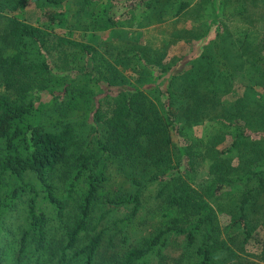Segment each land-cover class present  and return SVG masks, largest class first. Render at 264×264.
Instances as JSON below:
<instances>
[{
	"label": "trees",
	"instance_id": "1",
	"mask_svg": "<svg viewBox=\"0 0 264 264\" xmlns=\"http://www.w3.org/2000/svg\"><path fill=\"white\" fill-rule=\"evenodd\" d=\"M35 1L52 7L45 11L50 25L91 14L89 0ZM242 1L238 14L248 10ZM206 2L208 26L175 29L158 49H128L136 57L132 80L118 68L125 58L112 63L89 42L10 14L22 0H0V264H170L164 249L171 238L182 250L174 264H264V237L255 234L264 231V100L251 98L264 88V44L233 36L220 17L228 0ZM191 4L103 0L93 23L83 25L117 26L137 8L145 25L168 12L182 16ZM256 4L264 8V0ZM116 6L125 11L113 13ZM182 39L195 54L169 59V47ZM55 50L63 66L54 63ZM240 72L246 97L224 105ZM206 121L232 129L229 146L219 147V133L191 140L190 130ZM198 157L211 160L214 175L203 192L191 182ZM116 175L131 189L112 187ZM238 182L244 188L233 206L217 211ZM152 185L164 221L133 242L129 227ZM130 205L129 214L109 216ZM223 212L231 216L224 228Z\"/></svg>",
	"mask_w": 264,
	"mask_h": 264
},
{
	"label": "rangeland",
	"instance_id": "2",
	"mask_svg": "<svg viewBox=\"0 0 264 264\" xmlns=\"http://www.w3.org/2000/svg\"><path fill=\"white\" fill-rule=\"evenodd\" d=\"M103 0H89V14L82 13L79 17L69 16L70 22H64L63 24L50 25L45 11L52 9V7L40 8L35 0H22V5L18 9L11 12L10 14L18 16L21 20L29 22L35 26L41 27L45 30L60 35H65L71 39H76L79 42H89L97 47V49L104 54L112 63H115V58L120 55L121 58H125V61L119 62L118 68L124 72V75L130 79H135L137 76L132 70L134 65V52L130 49L132 45L136 48L142 49L143 47H151L158 49L164 45L165 42L169 41L172 33L175 29L185 28L189 30L198 29L201 27L208 26L212 21L210 14V7L208 2L205 0H189L191 6L182 16H176L172 12L164 14L163 21H153L150 24L140 25L141 15L143 14V8H137L135 18L130 20L128 15H122L120 23L117 26H111L109 28H97L90 29L84 27V25L93 23V18L103 9ZM118 1V0H116ZM124 1V0H120ZM175 1V0H173ZM236 1V0H234ZM228 0L225 13L221 14L220 17H224L228 29L232 32L235 38H248V41L252 46H256L259 43L264 44V8L260 4L251 5V0H247V11L237 13L241 8L242 0L234 2ZM204 7V8H203ZM55 11V9H53ZM124 8L116 6L113 9V13L120 14L124 12ZM75 24V25H74ZM84 24V25H83ZM245 40V39H244ZM194 46L192 43L186 40H179L172 44L168 49V58L176 57H191L195 54ZM196 50V49H195ZM113 55V56H112ZM57 66H63V62L57 60V51H54L53 58ZM127 62V63H124ZM184 62V60H183ZM132 63V64H131ZM136 63V62H135ZM131 64V66H130ZM63 71V70H62ZM165 80L162 79L161 82ZM247 85V77L240 72L235 78L234 89L231 93L226 94L223 97V104L230 106L236 102L239 98H245V90ZM258 94L253 95L251 98L264 100V88L258 87ZM4 91L3 86L0 85V92ZM105 98V94H99L96 102L99 99ZM45 102L49 100L47 95L44 97ZM105 104L106 101L103 100ZM232 129L225 127L222 124L212 121H206L199 126H195L190 130L191 140L196 139L198 142L208 139L212 134L219 133L224 135L222 142L219 144L220 148H225L232 142ZM239 157L234 159L235 163L238 164ZM197 167L195 176L191 179L194 187L200 189L202 192L207 191L208 186L212 183L214 175L210 171L211 160L207 158L198 157ZM117 187L122 192L131 189L129 182L124 175H116L112 187ZM244 186L238 182V184L230 190L229 193H224V196L216 204V209L219 211V207L231 208L234 201L240 196ZM114 189V188H113ZM156 186L152 185L149 191L144 195L143 201L145 207L142 212L131 223L129 230L131 239L133 242L140 241L142 237L147 236L157 226L161 225L162 212L159 207V202L156 201L155 197ZM227 192V191H226ZM128 206H122L118 209L111 210L109 216L111 218L123 217L130 213L131 210ZM108 208V207H107ZM231 216L226 212L218 214V222L222 228H224L230 222ZM264 221V217H263ZM121 225V224H120ZM229 233H233L228 230ZM259 237H264V231L259 229L256 233ZM222 238H226V232H222ZM179 239H170L168 246L164 249V253L168 258L170 264H174L172 259L178 258L181 253V246ZM248 251L258 254L261 251L260 247L248 246ZM245 255V254H243ZM154 264H157L155 262Z\"/></svg>",
	"mask_w": 264,
	"mask_h": 264
}]
</instances>
